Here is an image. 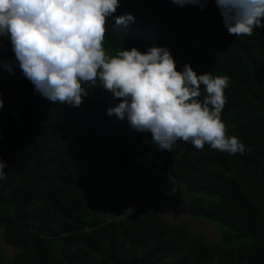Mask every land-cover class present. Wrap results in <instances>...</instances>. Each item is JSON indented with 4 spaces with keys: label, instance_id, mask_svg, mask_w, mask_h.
<instances>
[{
    "label": "trees",
    "instance_id": "obj_1",
    "mask_svg": "<svg viewBox=\"0 0 264 264\" xmlns=\"http://www.w3.org/2000/svg\"><path fill=\"white\" fill-rule=\"evenodd\" d=\"M187 6L203 30L172 0H120L114 16L136 19L125 26L109 17L105 50L166 47L178 71L189 64L197 75L228 77L221 118L243 154L182 141L160 150L151 133L107 114L121 101L99 81L81 106L55 104L25 78L10 37H0V235L19 249L0 264H264V27L236 37L215 0ZM182 187L198 193L190 216L220 227V242L168 224L159 206L117 220L128 213L125 195L178 206Z\"/></svg>",
    "mask_w": 264,
    "mask_h": 264
},
{
    "label": "clouds",
    "instance_id": "obj_2",
    "mask_svg": "<svg viewBox=\"0 0 264 264\" xmlns=\"http://www.w3.org/2000/svg\"><path fill=\"white\" fill-rule=\"evenodd\" d=\"M207 2L172 0L201 10ZM215 3L230 35L252 36L254 29L264 27V0ZM119 7L120 0H0V37H10L25 78L55 104L81 106L99 81L121 101L107 114L126 119L136 132L151 133L160 150H172L182 141L198 151L208 145L230 156L243 154L245 144L227 135L221 118L228 77L197 75L189 64L178 71L166 47L152 46L146 53L125 49L111 56L106 52L108 18L125 26L136 19L132 14L114 16ZM5 167L0 157V181L7 178Z\"/></svg>",
    "mask_w": 264,
    "mask_h": 264
},
{
    "label": "rangeland",
    "instance_id": "obj_3",
    "mask_svg": "<svg viewBox=\"0 0 264 264\" xmlns=\"http://www.w3.org/2000/svg\"><path fill=\"white\" fill-rule=\"evenodd\" d=\"M179 14L181 17L186 19L193 27L197 29H204L205 22L194 15L188 8L187 5L180 7L178 6ZM184 202L178 206L166 205L161 199H154L148 203L138 202L135 198L129 195H125L126 207L128 213L126 216L117 220L125 219L131 211L141 208H148L159 206L161 208V215L163 219L171 225L183 227L196 234H203L210 242H220L221 240V229L217 225H214L205 219H194L189 214V205L191 199L198 193H189L185 187H182ZM96 210L101 218L111 221L112 217L108 215L106 209L103 206L96 205ZM108 210V209H107ZM110 213V212H109ZM111 215V213H110ZM240 242L236 243L238 246ZM19 252L18 248L11 246L7 240L0 235V259L3 261H11L15 255Z\"/></svg>",
    "mask_w": 264,
    "mask_h": 264
}]
</instances>
